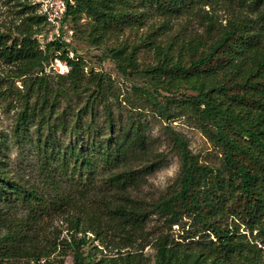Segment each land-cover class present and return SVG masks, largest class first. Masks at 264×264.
<instances>
[{"label": "trees", "instance_id": "1", "mask_svg": "<svg viewBox=\"0 0 264 264\" xmlns=\"http://www.w3.org/2000/svg\"><path fill=\"white\" fill-rule=\"evenodd\" d=\"M73 1L66 21L78 25L83 16L91 18L94 23L87 38L100 46L125 26L142 22L144 13L132 11L133 3L179 16L209 0ZM34 2L21 3L22 20L14 37L0 33V58L14 67L5 89L7 97L17 81L25 82L17 93L20 105L12 140L32 146L43 181L33 186L16 179L0 159V225L17 208L28 215L27 222L10 223L0 234V261L24 255L33 264H51L50 256L67 247L73 264H92L93 259L83 253L89 233L100 234L83 218V208L92 204L123 226L141 227L156 213L170 228L191 221V226L198 227L197 234L206 232L208 239L200 249L159 241L154 264H264V10L255 20L257 27L247 17L230 20L207 43L189 42L177 52L157 44L153 47L156 64L145 68L137 61L139 46L108 48L121 74L142 73L151 79L152 90H137L161 118H176V109L192 116L223 153L221 168L203 164L173 132L181 159L179 189L147 209L134 191L166 164L165 155L153 149L147 123L138 114L125 122L116 116L110 77L87 72L82 55L64 41L56 39L44 51L40 49L36 35L46 22ZM257 3L250 0L252 5ZM56 58L69 66V73H42ZM183 90L193 95L181 94ZM72 94L81 103L76 110L69 103L63 106ZM8 138L0 134V158ZM66 207L72 211H63ZM52 217L64 218L69 237L59 233L47 240L46 252L39 251L29 231ZM223 217L232 219V224L221 226ZM242 224L252 232L258 230L259 244L237 238ZM121 258L124 264H132L129 256Z\"/></svg>", "mask_w": 264, "mask_h": 264}, {"label": "rangeland", "instance_id": "2", "mask_svg": "<svg viewBox=\"0 0 264 264\" xmlns=\"http://www.w3.org/2000/svg\"><path fill=\"white\" fill-rule=\"evenodd\" d=\"M21 3H24V0H0L1 34L15 36L22 20ZM130 9L137 13H144L142 22L125 26L123 30L111 35L100 46L92 44L87 38L94 23L91 18L83 16L78 25L68 23L74 30L70 49L82 55L87 65V72L94 70L110 77L116 95V99L111 102L116 116L125 122L132 114H138L147 123L146 133L154 140L153 149L165 155L166 164L149 174L144 184L134 191V196L143 201L147 209H152L153 204L166 199L180 186L181 159L173 141V132L187 142L189 150L203 164L221 168L223 153L202 131L197 120L192 116L176 109L174 111L176 118L171 120L161 118L155 106L137 90L139 88L152 90L151 79L142 73L121 74L115 61L108 55V48L120 45H126L129 48L139 46L137 51L139 67L155 65L153 47L157 44L166 48L169 46L177 52L181 46L189 42L207 43L214 40L230 20L247 17L253 20L256 26L255 20L260 11L264 10V0H259L257 5L250 4V0H209L179 16L159 14L156 10L137 3H133ZM151 42L153 45L150 44ZM13 69V66L0 58V134L9 137L8 146L5 147L0 159L8 164L11 175L16 179H21L33 186H41L43 180L37 172L38 161L32 154V146L19 145L11 137L15 115L20 105L17 93L23 90L25 84L22 80L17 81L13 93L7 97L5 89L10 86L8 77ZM57 81L59 80L56 79L55 82ZM181 94L193 95L192 92L184 90ZM67 103L71 104L74 110L81 106L75 94L65 100L63 106ZM90 199L89 197L88 200ZM63 209L66 212L72 211L70 207ZM83 209L85 223L100 230L99 236L89 233L90 240L83 247V253L93 259L92 264H124L121 256H129L132 264H154L156 244L161 240L176 241L183 246L200 249L203 247V242L208 239L206 232L200 231L197 234L198 227L191 226L192 222L188 219H185L189 221L187 224L174 225L170 228L165 218L153 213L141 227L123 226L110 220L92 204ZM27 217V213L20 208L12 210L7 222L0 225V234L8 230L10 223L18 225L22 223L20 221L27 222ZM219 224L226 227L232 224V219L223 217ZM29 232L36 238L37 249L43 252L47 251L48 239L55 238L59 233L61 237H69L68 224L63 217L46 218L31 226ZM258 236V230L252 232L247 225H240L238 239H247L253 244H259L255 240ZM78 237L80 238L81 235ZM49 261L51 264H73L72 251L67 247L59 249L50 256ZM0 264H33V261L23 255L1 260ZM238 264L243 263L238 262Z\"/></svg>", "mask_w": 264, "mask_h": 264}, {"label": "built area", "instance_id": "3", "mask_svg": "<svg viewBox=\"0 0 264 264\" xmlns=\"http://www.w3.org/2000/svg\"><path fill=\"white\" fill-rule=\"evenodd\" d=\"M38 5V13L42 15L46 22L45 29L36 35L40 49L45 50L47 43L56 39L68 44L72 43L74 30L66 21V14L69 5L74 4L73 0H35ZM73 56V55H71ZM69 66L60 59H52L45 65L42 73L67 75Z\"/></svg>", "mask_w": 264, "mask_h": 264}]
</instances>
